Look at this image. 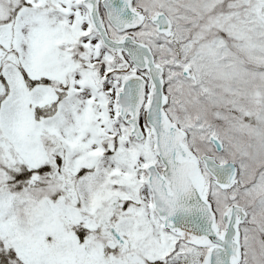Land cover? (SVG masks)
Segmentation results:
<instances>
[{"label": "snow or ice", "instance_id": "snow-or-ice-1", "mask_svg": "<svg viewBox=\"0 0 264 264\" xmlns=\"http://www.w3.org/2000/svg\"><path fill=\"white\" fill-rule=\"evenodd\" d=\"M0 264H264V0H0Z\"/></svg>", "mask_w": 264, "mask_h": 264}]
</instances>
